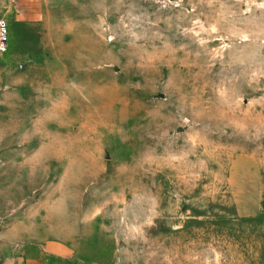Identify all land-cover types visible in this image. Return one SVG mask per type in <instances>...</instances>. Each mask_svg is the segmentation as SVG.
I'll return each instance as SVG.
<instances>
[{
    "label": "rangeland",
    "instance_id": "374dc122",
    "mask_svg": "<svg viewBox=\"0 0 264 264\" xmlns=\"http://www.w3.org/2000/svg\"><path fill=\"white\" fill-rule=\"evenodd\" d=\"M0 18V264H264V0Z\"/></svg>",
    "mask_w": 264,
    "mask_h": 264
},
{
    "label": "built area",
    "instance_id": "2783aa9c",
    "mask_svg": "<svg viewBox=\"0 0 264 264\" xmlns=\"http://www.w3.org/2000/svg\"><path fill=\"white\" fill-rule=\"evenodd\" d=\"M10 43L9 27L6 19L0 18V54L8 50Z\"/></svg>",
    "mask_w": 264,
    "mask_h": 264
}]
</instances>
